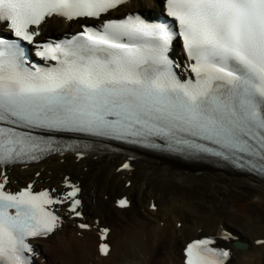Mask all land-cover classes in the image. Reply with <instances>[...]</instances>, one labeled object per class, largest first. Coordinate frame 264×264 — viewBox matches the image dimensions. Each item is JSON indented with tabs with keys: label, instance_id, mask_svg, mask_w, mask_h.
<instances>
[{
	"label": "bare ground",
	"instance_id": "1",
	"mask_svg": "<svg viewBox=\"0 0 264 264\" xmlns=\"http://www.w3.org/2000/svg\"><path fill=\"white\" fill-rule=\"evenodd\" d=\"M155 0H134L131 7L152 8ZM62 20L49 28L67 29ZM73 25V24H72ZM122 158L52 157L26 170L13 168L11 181H32L41 175L46 186H58L72 175L82 187L87 221L112 227L113 247L99 257L96 231L82 232L67 219L61 231L39 241L45 262L39 264H182V248L202 231L217 235L231 230L239 249L226 264H264V182L210 167H194L160 158L133 163V171L118 172ZM129 185L128 187L126 185ZM108 196V199H105ZM119 198L130 206L113 207ZM154 208V211L150 209ZM93 225H96L93 223Z\"/></svg>",
	"mask_w": 264,
	"mask_h": 264
}]
</instances>
